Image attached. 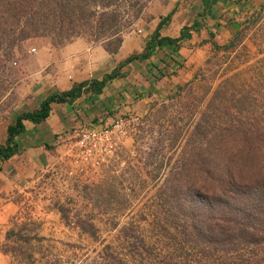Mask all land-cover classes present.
I'll list each match as a JSON object with an SVG mask.
<instances>
[{"label":"rangeland","instance_id":"374dc122","mask_svg":"<svg viewBox=\"0 0 264 264\" xmlns=\"http://www.w3.org/2000/svg\"><path fill=\"white\" fill-rule=\"evenodd\" d=\"M138 1L143 8L133 22L121 21L113 27L122 31L121 37L125 34L142 36L160 13H168L174 2ZM127 7L124 1L118 5L125 16L128 15L125 14ZM263 16L264 11H261L245 19L233 41L234 47L228 53L212 55L198 66L189 84L149 101L145 112L139 115L141 122L130 152L121 149L113 158L105 159L107 166H101L99 176L93 174L91 183L69 185L60 180L59 195L47 204L51 212L47 222L50 223L45 224L42 236H35L39 240L35 238L31 244V241L25 243L11 236L18 242L0 246L2 253L15 257L10 256L8 264H103L105 248L127 264H151L168 257L175 258L178 264H196L195 247L183 241L173 219L159 206L157 190L169 168L180 157L202 113H205L202 126L207 129L229 117H264ZM78 37L101 44L107 36L93 41L88 34L75 35L65 42ZM54 41L50 33L23 40L19 47L12 49L9 59H3L0 118L18 110L39 85V56L61 45ZM45 188L35 193L44 194ZM35 201L33 193L26 194L25 204L14 215L15 222L30 224L18 229L23 236H30L38 225L33 221L38 217ZM61 209L67 213L68 224L61 217ZM77 219L92 223L96 238L82 231ZM58 225L62 228L56 232L54 227ZM42 239L57 244L39 243ZM7 247V252H3ZM254 247V257L264 264V243ZM228 257L236 258L235 255Z\"/></svg>","mask_w":264,"mask_h":264},{"label":"trees","instance_id":"16d2710c","mask_svg":"<svg viewBox=\"0 0 264 264\" xmlns=\"http://www.w3.org/2000/svg\"><path fill=\"white\" fill-rule=\"evenodd\" d=\"M122 1L128 4L126 16L118 8ZM202 1L203 15H210L215 0ZM142 8L138 0H0V68L21 41L47 33L53 35L56 44L75 35L88 34L93 41L106 35L101 44L114 54L121 44L122 31L113 27L121 21L132 23ZM170 18L171 13L161 18L140 53L129 55L100 80H85L49 93L36 109L17 114L7 126L5 143L0 145V161L17 153L16 138L25 132L23 121L40 123L48 117L53 103H72L85 93L100 94L107 82L120 75L122 67L149 59L157 49L177 50L189 38V31L200 26L195 20L183 26L175 38L161 36L159 30ZM204 117L202 113L157 190L159 206L173 219L183 241L195 247L196 264H262L254 257L253 248L247 250L264 243V117H229L209 129L202 126ZM61 217L66 224L70 222L64 209ZM76 222L96 238L92 223ZM10 236L25 243L39 240L23 236L19 230L7 232ZM104 251L103 264H127L107 248ZM151 264L178 262L168 257Z\"/></svg>","mask_w":264,"mask_h":264},{"label":"crops","instance_id":"0c3cea01","mask_svg":"<svg viewBox=\"0 0 264 264\" xmlns=\"http://www.w3.org/2000/svg\"><path fill=\"white\" fill-rule=\"evenodd\" d=\"M261 11H264V0H215L210 15L204 16L202 0H174L168 13H160L142 36L123 35L114 54L108 53L101 44H94L83 37L41 53L38 59L40 70L37 72V75L40 73V83L18 110L0 118V145L5 143L7 126L15 121L17 114L36 109L49 93H58L85 80H100L129 55L140 53L144 42L167 14L171 13V18L160 28L161 36L175 38L183 26H189L195 20L200 25L198 30L189 31V38L183 40L177 50L157 49L149 59L135 60L122 67L120 75L107 82L100 94L85 93L72 103H53L48 117L40 123L23 121L25 132L16 138L17 153L0 161V246L18 242L11 236L7 237V232L30 226L29 223L14 221V215L25 204L26 194L33 193L36 197L38 216L33 220L38 225L29 235L42 236L45 224L50 223L47 222L51 213L47 204L59 195L62 184L60 179L42 181L49 166L59 165L60 175L69 185L91 183L93 174L100 175L101 166H107V163L97 168L87 165L81 172H69L70 165L63 158L67 154L68 141L74 139L80 129L107 125L118 115H140L152 98L164 97L170 91L189 84L194 80L197 67L212 55L228 53L234 47L230 45L238 36L244 20ZM132 143V139L126 140L121 149L130 152ZM43 186H46L45 193L37 195L35 192ZM58 228L62 227L55 226L56 232ZM80 238L83 239L84 235ZM35 241L32 239L30 243ZM45 241L57 244L48 239L39 243ZM10 256L14 257L11 253ZM10 256L0 251V264H8Z\"/></svg>","mask_w":264,"mask_h":264},{"label":"built area","instance_id":"2783aa9c","mask_svg":"<svg viewBox=\"0 0 264 264\" xmlns=\"http://www.w3.org/2000/svg\"><path fill=\"white\" fill-rule=\"evenodd\" d=\"M141 33V30H137ZM34 50V49H32ZM141 122V117L135 113L118 115L107 125L99 127L82 128L74 139L67 143V154L63 160L70 165L69 172H81L87 165L93 168L99 167L105 159L113 157L120 150L125 141L134 138L137 133V126ZM46 175V176H45ZM42 181L60 179L63 183H68L60 175V166L53 164L43 173ZM41 181V182H42ZM254 247H249L247 252Z\"/></svg>","mask_w":264,"mask_h":264}]
</instances>
